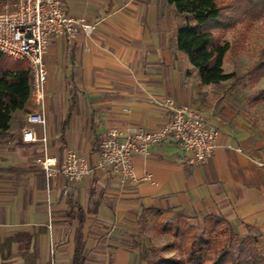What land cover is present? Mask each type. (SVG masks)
I'll return each mask as SVG.
<instances>
[{"label":"crops","instance_id":"0c3cea01","mask_svg":"<svg viewBox=\"0 0 264 264\" xmlns=\"http://www.w3.org/2000/svg\"><path fill=\"white\" fill-rule=\"evenodd\" d=\"M62 2L96 30L49 40L44 100L30 98L0 138V264H75L78 253V264H146L135 234L152 210L223 216L241 234L247 226L264 231V117L230 87L200 82L177 46L185 15L168 0ZM165 98L217 126L212 156L190 165L169 137L135 156L136 182L100 165L101 137L111 128L163 126L170 114ZM35 110L47 116L46 126L34 125L47 136L46 152L83 155L92 168L84 180L48 177L36 161L43 143L22 140Z\"/></svg>","mask_w":264,"mask_h":264},{"label":"trees","instance_id":"16d2710c","mask_svg":"<svg viewBox=\"0 0 264 264\" xmlns=\"http://www.w3.org/2000/svg\"><path fill=\"white\" fill-rule=\"evenodd\" d=\"M2 0H0V3ZM176 11L185 15V24L177 31L178 49L190 59L198 70L200 82L219 86L228 80L238 81L237 74L223 68L225 57L239 43L225 40L229 30H237L243 21L264 18V0H168ZM245 38V35H244ZM246 75L251 84L264 78V48L260 58ZM31 98V72L28 61L12 60L0 51V138L8 136L13 115L26 112ZM264 100V88L253 98L257 104ZM162 232L171 234L176 242L165 249L176 248L181 257L161 256L159 262H150L148 252L160 250L145 246L142 258L147 264H264V250L258 247V239L251 234L242 237L232 222L223 216L206 215L203 225L188 223L193 215L181 213L171 222H163L164 212L152 210ZM149 213V212H148ZM147 218V212L142 219ZM227 235V240L222 239ZM79 252V248H78ZM80 260L79 253L75 264Z\"/></svg>","mask_w":264,"mask_h":264},{"label":"built area","instance_id":"2783aa9c","mask_svg":"<svg viewBox=\"0 0 264 264\" xmlns=\"http://www.w3.org/2000/svg\"><path fill=\"white\" fill-rule=\"evenodd\" d=\"M96 23L85 17H75L66 11L62 0H3L0 9V51L26 60L31 72V98L37 105L44 100V85L48 78L45 54L53 37H75L84 32L92 35ZM163 105L170 111L167 122L158 128H111L99 142L100 165L110 167L123 180L138 181L134 158L147 154L148 148L169 137L178 140L190 165L205 163L217 148L219 130L203 113L188 104H177L165 98ZM22 128V140L42 142L36 161L50 177L60 172L70 183L84 180L91 174L88 160L71 148L62 158L46 152L47 136L39 137L35 124L46 126L47 116L39 110L30 112ZM242 151L241 148H238ZM147 176L142 179H146ZM67 193V190L65 191Z\"/></svg>","mask_w":264,"mask_h":264},{"label":"rangeland","instance_id":"374dc122","mask_svg":"<svg viewBox=\"0 0 264 264\" xmlns=\"http://www.w3.org/2000/svg\"><path fill=\"white\" fill-rule=\"evenodd\" d=\"M251 22L252 23L247 20L243 21L238 25V31L229 30L226 33L225 40L233 43H235L237 40L239 44L234 46L231 52L227 54L224 60L223 68L227 73L235 72L239 80L233 82L234 79H232L224 82L223 84L226 87H230V89L235 93H238L247 106L259 107L260 116L264 117V100L257 104L253 103L252 101L253 98L259 94L260 90L264 88V78L261 79L258 84L253 85L246 75L248 69L259 60L261 50L264 48V18H260ZM8 57L19 62L26 61L17 59L10 55H8ZM179 214L181 213H174L170 217H163L162 221L171 222ZM157 223L159 222L157 221L156 215L154 213L149 214L146 219L141 220V226L137 230L138 232L135 234L138 237L136 243L140 247V254H145V246H150L151 248L160 250L159 253H154L151 251L148 252L147 256L150 262H159L161 256L165 258H170L172 256L180 258V252L176 248L165 249L166 246L176 242V240L171 234L162 232L161 229H159ZM188 223L195 226H202L203 218L193 216L188 219ZM235 228L236 232L240 236L244 237L247 234H241L236 226ZM251 234L258 239V247L261 250H264V231L258 228H253L251 230ZM222 239L227 240V235L224 234Z\"/></svg>","mask_w":264,"mask_h":264}]
</instances>
